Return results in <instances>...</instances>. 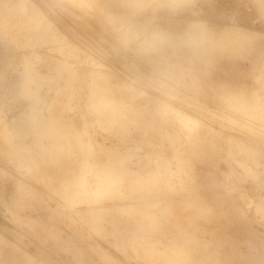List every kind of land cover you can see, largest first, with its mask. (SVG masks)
<instances>
[{"label":"rangeland","instance_id":"1","mask_svg":"<svg viewBox=\"0 0 264 264\" xmlns=\"http://www.w3.org/2000/svg\"><path fill=\"white\" fill-rule=\"evenodd\" d=\"M0 239V264H264V0H0Z\"/></svg>","mask_w":264,"mask_h":264},{"label":"bare ground","instance_id":"2","mask_svg":"<svg viewBox=\"0 0 264 264\" xmlns=\"http://www.w3.org/2000/svg\"><path fill=\"white\" fill-rule=\"evenodd\" d=\"M154 0H132V4L134 5V6H138V5H140V4H143V5H148V4H150L151 2H153ZM119 22L121 23V24H125L126 22H127V19H126V15H121L120 17H119ZM129 22V21H128ZM133 25V27L132 28H130V29H128L129 30V32H132L133 34H134V38H135V40L137 41V39L139 38V37H142V35L144 34V31L146 30V28H144V27H137V25H135L134 23L132 24ZM140 41H142V43H144V44H146V41H144V39L143 40H140ZM138 42V41H137ZM138 45H140V42H138ZM143 47L145 48L144 50H146V49H150V48H152L153 50H158V47H157V44H154V43H151V45L150 44H146V45H143ZM121 86V85H120ZM110 102H112V103H114V101L113 100H109ZM109 105H111V103H109ZM242 109H243V107H242ZM245 109V108H244ZM243 109V110H244ZM184 122V121H183ZM183 123L181 122V125H182ZM195 124V123H194ZM184 126V125H183ZM49 134V136H48V138H50L49 139V142L48 141H46L44 138H47L46 137V135H48ZM52 136H54L53 134H51L50 132H46V134H42V136H41V134L39 133L37 136H36V138H34V140H35V142L38 144L39 143V145H38V147L40 148V150L41 151H43L44 153H46V154H48L50 157H52L53 156V153H54V151H55V148L56 147H58L56 144H55V141H53V142H51V138H52ZM39 137H41L42 139H39ZM55 139V138H54ZM56 140V139H55ZM43 143H45L44 144V146H43ZM36 151H39V150H36ZM60 159H62V160H68V159H66V157L65 158H63V157H59ZM133 191V190H132ZM150 204H151V202H147L146 203V205L148 206H150ZM131 205V203H129V205H127V210L128 211H130L131 212V210H133V209H135V207H132V206H130ZM163 215H165V213H163ZM149 218H151V216L148 214V212H145V213H142L141 214V218H140V221H138V223H135L136 225H137V227L139 226V227H142V228H146V229H150V230H153L152 229V227L154 226H156V222L155 221H149ZM141 222V223H140ZM150 222V223H149ZM7 244V243H6ZM7 246H9V245H7ZM4 247V242H3V240L2 239H0V252H1V250H2V248ZM18 250V249H17ZM259 261V260H258ZM260 262V261H259ZM257 263V262H256ZM18 264H34V262L32 261V260H30V259H25V260H23V261H21L20 263H18ZM259 264V263H258Z\"/></svg>","mask_w":264,"mask_h":264}]
</instances>
